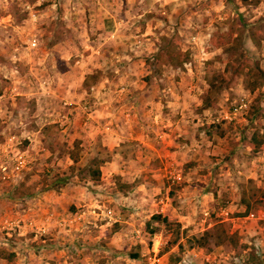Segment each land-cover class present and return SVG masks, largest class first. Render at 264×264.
<instances>
[{"label":"rangeland","instance_id":"1","mask_svg":"<svg viewBox=\"0 0 264 264\" xmlns=\"http://www.w3.org/2000/svg\"><path fill=\"white\" fill-rule=\"evenodd\" d=\"M0 18V264H150L154 246L264 264V85L245 87L264 0H0Z\"/></svg>","mask_w":264,"mask_h":264},{"label":"trees","instance_id":"2","mask_svg":"<svg viewBox=\"0 0 264 264\" xmlns=\"http://www.w3.org/2000/svg\"><path fill=\"white\" fill-rule=\"evenodd\" d=\"M237 59V58H235ZM185 61H181V63L183 64ZM249 61L241 64V66L239 67L237 73L240 75L244 69H246V67L249 68V64H248ZM250 72L249 74L252 75L250 77V79H246L245 80V83L247 84V86H245L247 89H250V90H255L257 88H260L261 86L264 85V70H262V68L260 67V65H256L254 68L250 67ZM248 74V75H249ZM262 79V80H261ZM208 107V106H206ZM262 129H264V126L262 127ZM249 146L250 148L252 149L253 152L255 153H259L260 151H262L264 149V130L263 132L261 131H257L254 133V135L251 137V140L249 142ZM71 159L73 160V162L77 163L78 162V155H76L75 153H72L71 154ZM93 176H94V179L96 180H99L100 177H101V168L100 167H97L96 169L93 170ZM57 182H62V180H57ZM64 184V183H63ZM50 188V187H49ZM257 191H260V189H257L255 188ZM245 205H246V208H247V213L249 212V210L251 209V203L250 201H247L246 198H244V202H243ZM159 220H162V217L161 215H154L152 217V221H159ZM165 222L167 220H164ZM13 257V255H12ZM134 258H137L138 257V254H135L133 255ZM12 259V258H10Z\"/></svg>","mask_w":264,"mask_h":264},{"label":"crops","instance_id":"3","mask_svg":"<svg viewBox=\"0 0 264 264\" xmlns=\"http://www.w3.org/2000/svg\"><path fill=\"white\" fill-rule=\"evenodd\" d=\"M77 218H78V215H72V216H69V217H64V221H65V223H64V228H63V230L64 231H72V229H73V227H75V221L77 220ZM79 218H82V217H79ZM18 219V221H15V222H17L18 224H17V226L18 227H20V228H23L22 230H24V229H26L27 227H28V225H27V222L23 225V226H21V221H22V219H24L23 217H22V219L20 218V217H18L17 218ZM21 219V220H20ZM39 221V220H38ZM33 225H39L38 223H36V222H33L32 223V226ZM31 227V226H30ZM31 228H33V227H31ZM31 228H29V229H31ZM69 228V229H68ZM39 233H47V235H53L54 237H55V233H53V232H51V230H50V228H41V227H39ZM41 231H43V232H41ZM60 232H62V230H60ZM49 233V234H48ZM41 235H44V234H41ZM56 238H58V237H56ZM55 238V239H56ZM32 254L33 253H31L30 252V255L32 256ZM63 260H58V261H56V262H49V260L48 261H46V262H44L43 263V261L41 260V259H38V263L37 264H66L65 263V261H63ZM30 264V263H29ZM33 264H35V263H33Z\"/></svg>","mask_w":264,"mask_h":264},{"label":"built area","instance_id":"4","mask_svg":"<svg viewBox=\"0 0 264 264\" xmlns=\"http://www.w3.org/2000/svg\"><path fill=\"white\" fill-rule=\"evenodd\" d=\"M5 23V18H0V26ZM36 45V42H34V46ZM6 170V169H5ZM252 217H254V215H250ZM150 264H166L167 263V259L165 257V255H163L161 253V250L159 247H155L153 248V254L150 258ZM189 262L187 260H182L180 264H188Z\"/></svg>","mask_w":264,"mask_h":264}]
</instances>
